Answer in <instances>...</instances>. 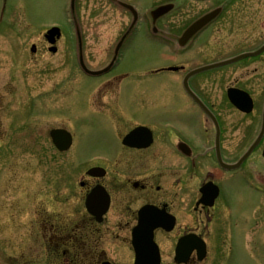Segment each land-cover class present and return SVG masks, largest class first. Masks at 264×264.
Returning a JSON list of instances; mask_svg holds the SVG:
<instances>
[{
    "label": "flooded vegetation",
    "instance_id": "flooded-vegetation-1",
    "mask_svg": "<svg viewBox=\"0 0 264 264\" xmlns=\"http://www.w3.org/2000/svg\"><path fill=\"white\" fill-rule=\"evenodd\" d=\"M188 1L199 0L165 2L173 7L155 24L150 12L142 16L141 21L146 22L142 36L136 25L126 23L109 53V61L100 67L90 66L83 28L76 22L69 23L77 35L70 40L75 42L70 50L71 64L79 74L76 93L71 98L75 97V103L84 106L86 114L107 128L108 148L79 149L82 135L69 125L48 129L50 142L53 128L65 127L72 133L78 159L75 177L66 176L65 154L69 150L55 147L58 166L54 176L52 169L46 177L51 190L42 200L45 205L36 224L40 227L41 238L37 236L36 240H40L41 251L31 259L21 260L23 263L17 259L18 264H36L40 254L45 264H138L137 251L139 264H233L237 251L258 246L264 250V50L247 58L251 66L244 71L231 68L246 59L215 69H226L224 78L234 73L230 85H205L202 77L214 69L195 74L189 77V86L184 84L195 68L260 48L264 32L246 33L252 21H246L241 14L252 13L251 8L229 6L228 0H203L218 4L203 8L197 15L216 8H220L219 14L189 38H183L199 17L191 15L181 20ZM2 15L0 7V30L17 29L16 23L3 21ZM48 28L41 30L43 35ZM66 32L63 25L55 43L42 40L47 58L59 57L53 67H44L48 72L66 67ZM146 37L158 47L169 49L171 62H147L142 60L141 52L136 56L129 49L138 41L142 51ZM213 46L219 48L210 53ZM40 49L39 43H32V62L37 61ZM130 50L134 54L128 55ZM112 62L111 69L101 75H89L83 68L86 64L98 70ZM163 72L179 75L180 86L150 89L126 84L131 78L142 82L141 78ZM84 74L93 79L86 78L92 81L89 86L82 83ZM14 77H18L17 68ZM65 82V74L54 82L53 89L57 88L61 97L53 103L54 109H66ZM6 88L0 74V102ZM230 88L247 92L246 99L241 97L239 101L241 107L229 100ZM247 100L250 111L242 108L249 105ZM136 106L148 110L144 119L133 117L132 107ZM3 111L0 103V153L4 147H15L19 132L16 119L3 122ZM136 128L138 132L125 141Z\"/></svg>",
    "mask_w": 264,
    "mask_h": 264
},
{
    "label": "rangeland",
    "instance_id": "rangeland-1",
    "mask_svg": "<svg viewBox=\"0 0 264 264\" xmlns=\"http://www.w3.org/2000/svg\"><path fill=\"white\" fill-rule=\"evenodd\" d=\"M132 1L137 3L140 16H144V12L151 7L169 0ZM188 2L187 8L182 11L181 15L184 17L181 20L197 15V12L203 8H211L218 4V1ZM227 4L251 8L252 13L241 14L245 15L246 21H252V27L256 24L255 29L248 26L246 31L248 35L252 30L253 32L258 31L259 35L264 32V0H232V2L228 0ZM0 7L7 12L4 14L3 21L14 22L17 28L13 30L14 28L8 27L0 30V74L8 86L7 92L2 93L0 102L4 110L3 122L8 124L16 119L19 125L18 137L14 142L15 147H4L0 153V264H18L17 259L20 261L31 259L41 251L38 250L40 240H36L37 236L41 238L40 227L36 225L40 220L38 213L43 209L42 200L48 197L51 190L48 188L46 177L52 169L54 170L52 176L56 174L55 170L59 160V154L47 136L48 129L56 125H70L73 131L82 135L80 139L83 143L79 149L86 151L107 149L109 136L107 128L100 125L97 120H93L90 114H86L85 107L75 103V97L71 98L76 93L74 87L79 81V74L71 64L72 52L70 50L74 44L70 40L72 37L75 38L73 29L67 27L63 41L67 56L65 69L50 72L44 69L47 65L53 67L59 57L56 55L47 58V52L42 43L44 36L39 27H45L47 24L60 20L71 22L73 15L70 11V0H0ZM252 16L253 20H251ZM74 17L83 28L91 67H100L109 61V53L124 28L127 27L126 23L132 20V15L128 10L111 0H78ZM31 20L39 22V27L32 29ZM145 29L146 22H140L136 29L138 35L142 36ZM145 39L146 45L142 51H140L138 41H134V47L129 49L134 50L136 56L141 52L142 60H147V62L161 63L167 60L171 62L169 49L158 47L147 37ZM35 42L39 43L41 49L37 61L32 62L29 57L30 47ZM232 47L234 46L228 48ZM218 48L219 46H213L210 53ZM127 54H134V52ZM250 60L246 59L231 69L244 71L246 66H251ZM15 68L18 72L17 78L14 77ZM231 69L229 68V72ZM224 70L205 73L202 77L205 80L204 84L212 87L230 85L229 81L233 80L234 73L224 78L222 77ZM63 74H65L66 81L67 105L65 110L61 107L59 108L62 110H59L53 108V103H58L61 98L58 89H53V87L54 82ZM86 78L84 74L82 83L89 86L92 81L89 83L86 80L93 79ZM13 79H17V82L11 83ZM141 80L142 82L138 78H131L126 84L134 88L143 85L150 89L155 86L163 89L180 86V76L172 72H163L157 76L141 78ZM243 81L245 82L246 79ZM83 85H81L82 90ZM14 89L18 91L12 93ZM128 101H131L130 98ZM132 110L134 111L133 117L139 120L148 115V110H144V106L132 107ZM7 145H10V142ZM75 148V146L72 147L65 154L68 179L75 177L74 172L78 163L74 153ZM12 149L15 153L11 152ZM33 231H38V233H33ZM38 260L40 262L37 261L36 264H45L42 254L39 255ZM233 264H264V250L258 246L256 249L237 251Z\"/></svg>",
    "mask_w": 264,
    "mask_h": 264
},
{
    "label": "water",
    "instance_id": "water-1",
    "mask_svg": "<svg viewBox=\"0 0 264 264\" xmlns=\"http://www.w3.org/2000/svg\"><path fill=\"white\" fill-rule=\"evenodd\" d=\"M124 5L125 6H128V7H131V6L126 5V4H124ZM171 8H172V5L171 4H166V5H162V6H159L158 8H156V9H154L152 11V16H153L154 20H156L159 16L165 14L166 12L170 11ZM217 12L218 11L211 12V13L207 14L206 16H204L203 18L199 19L197 22H195L185 32V34H184L185 35V38L190 37L199 28H201L204 24H206L212 18H214V16L217 14ZM56 31H57V28L50 29L49 30V35L52 36ZM263 49H264V46L261 47V49H259L256 52L243 53V54L238 55V56H236V57H234L232 59H229V60H226V61H223V62H218V63H214V64H211V65H207V66L201 67V68L195 70L193 73H196V72H199V71H202V70H206V69H210V68H213V67H217V66H220V65L229 63V62L237 61V60H239L241 58H244V57H247V56H251V55L257 54V53H259ZM109 68H110V65L108 67H106L105 69L100 70V71H92V70H88L87 68H86V70L89 73H91V74H96L97 75V74H102L103 72H106L107 70H109ZM239 96H240V92H238L237 90H235V89H230L229 90V97H230L231 101L234 104H236V105L239 104L238 103ZM246 110H250V108H247ZM51 137H52L53 143L55 144V146L59 150H66V149H68L70 147L71 143H72V136L65 129H53L51 131Z\"/></svg>",
    "mask_w": 264,
    "mask_h": 264
}]
</instances>
